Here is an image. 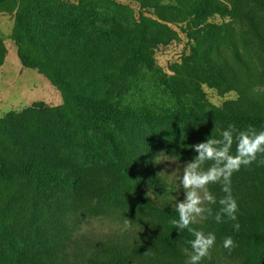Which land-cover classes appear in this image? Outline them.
I'll return each instance as SVG.
<instances>
[{"label":"trees","instance_id":"16d2710c","mask_svg":"<svg viewBox=\"0 0 264 264\" xmlns=\"http://www.w3.org/2000/svg\"><path fill=\"white\" fill-rule=\"evenodd\" d=\"M126 1L0 0V12L14 15L22 65L63 100L0 118V264H130L122 252L87 255L72 241L80 209L93 202L148 212L160 249L188 257L193 237L171 223L174 191L157 160L192 159V145L220 138L229 124L264 130V0ZM168 23L184 25L191 40L171 73L156 57L176 35ZM5 56L0 34V68ZM206 88L235 98L215 105ZM261 159L231 178L239 231L214 217L192 225L216 235L205 264H264ZM210 190L217 200L224 195L219 184ZM228 236L231 251L223 247Z\"/></svg>","mask_w":264,"mask_h":264},{"label":"rangeland","instance_id":"374dc122","mask_svg":"<svg viewBox=\"0 0 264 264\" xmlns=\"http://www.w3.org/2000/svg\"><path fill=\"white\" fill-rule=\"evenodd\" d=\"M130 5L138 10L135 4ZM145 14L155 18L151 13ZM215 22L219 23L222 20L216 18ZM229 23L236 29L245 30L244 25L239 21L238 23L229 21ZM13 26L14 15L0 12V34L4 38L6 47L4 64L0 68V118L10 111L21 110L36 102L58 106L63 101L60 92L42 74L22 65L17 47L11 37ZM168 26L176 35L169 45L157 50L156 57L161 68L171 73L170 64L180 63L184 55L185 59L188 56L191 40H188V35L186 36L183 31L184 25L168 23ZM253 51L258 53L257 50ZM223 52L228 59H232L229 49L223 48ZM254 57L256 59L255 55ZM206 92L210 101L215 105L235 98L234 93L221 96L208 88ZM192 159L180 160L162 155L157 160L158 174L173 188L174 193L170 204L174 207L176 200L184 199V192L179 182L182 165ZM126 218L131 220V227H125ZM157 226L155 218L144 210L104 207L102 204L93 202L80 209L79 221L75 226L72 241L76 242L78 249L83 250L82 252L87 255L96 252L99 254L112 251L122 252L130 264H186L188 257L185 258V255L184 257H169L155 243L153 233ZM70 247L71 251L74 250L75 253L78 251L74 245ZM200 264L205 263L201 261Z\"/></svg>","mask_w":264,"mask_h":264},{"label":"clouds","instance_id":"9594fccd","mask_svg":"<svg viewBox=\"0 0 264 264\" xmlns=\"http://www.w3.org/2000/svg\"><path fill=\"white\" fill-rule=\"evenodd\" d=\"M191 147L198 155L182 165L179 182L184 199L176 200L178 219L171 223L178 232L187 229L193 237L189 241L191 252L183 250L188 255L186 264H200L214 247L216 235L197 230L192 225L214 217L216 223L235 222L234 229L240 230L237 217L239 207L233 196L231 178L242 167L247 168L257 162L259 155H264V130L257 131L251 126L238 130L234 124H229L220 138H213L211 135L205 142ZM259 164L264 165V159L259 160ZM216 184L221 185L224 193L219 200L210 190V186ZM217 203L220 207L214 212L210 205ZM125 227H131V220L126 218ZM223 247L229 251L236 247L231 236L223 240Z\"/></svg>","mask_w":264,"mask_h":264}]
</instances>
